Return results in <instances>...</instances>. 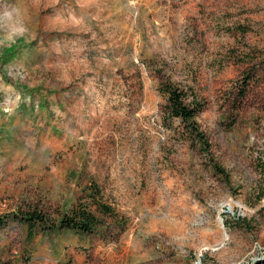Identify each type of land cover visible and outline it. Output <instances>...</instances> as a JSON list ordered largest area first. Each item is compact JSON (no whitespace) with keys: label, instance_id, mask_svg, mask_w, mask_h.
I'll use <instances>...</instances> for the list:
<instances>
[{"label":"rangeland","instance_id":"1","mask_svg":"<svg viewBox=\"0 0 264 264\" xmlns=\"http://www.w3.org/2000/svg\"><path fill=\"white\" fill-rule=\"evenodd\" d=\"M91 181V235L14 216ZM0 220V264H264V0H0Z\"/></svg>","mask_w":264,"mask_h":264},{"label":"trees","instance_id":"2","mask_svg":"<svg viewBox=\"0 0 264 264\" xmlns=\"http://www.w3.org/2000/svg\"><path fill=\"white\" fill-rule=\"evenodd\" d=\"M161 88L168 100V115L180 119L189 135L200 142L204 151L208 152L211 146L209 137L196 121L197 114L202 110V102L196 95L190 97L186 89L171 80L164 81ZM216 167L223 172L221 167L217 165ZM84 192L85 194L79 197L70 208L59 213L57 218L34 207H29L23 213H15L14 216L20 222L27 224L29 238L36 235V230L57 228L70 229L82 236L91 235L99 226L106 224L108 217L119 221L113 206L106 202L102 189L96 181H91L85 186ZM110 225L108 223L107 226Z\"/></svg>","mask_w":264,"mask_h":264},{"label":"water","instance_id":"3","mask_svg":"<svg viewBox=\"0 0 264 264\" xmlns=\"http://www.w3.org/2000/svg\"><path fill=\"white\" fill-rule=\"evenodd\" d=\"M254 264H259V263H254Z\"/></svg>","mask_w":264,"mask_h":264}]
</instances>
